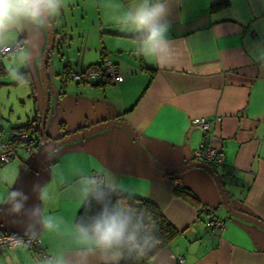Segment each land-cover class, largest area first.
<instances>
[{"label":"crops","instance_id":"crops-1","mask_svg":"<svg viewBox=\"0 0 264 264\" xmlns=\"http://www.w3.org/2000/svg\"><path fill=\"white\" fill-rule=\"evenodd\" d=\"M137 2L66 0L50 27L52 44L64 61V68L53 76L99 62L106 55L117 64L121 78L100 83L69 79L62 83L61 78L60 93L54 95L57 105H48L45 115L51 114L50 123L56 117L59 124L48 128L44 119V133L57 140L104 120L120 119L132 127L154 161L171 167L195 160L194 149L206 141L224 154L219 169L231 205L264 222V68L254 59L257 51L264 53V0H181L169 16L175 58L164 66L136 55L133 37L116 26V18ZM18 40L24 43L20 49L0 52V85L6 83L1 78L5 58H14L19 65L28 49L30 63L32 52L45 47V31L29 28L15 35L14 42ZM34 108L40 112L35 99ZM4 114L0 95L1 129L7 132L31 119L15 122L7 116L11 126L5 129ZM201 116L220 118L205 130L193 122ZM40 142L41 137L32 151L18 149L9 166H0V195L18 188L29 196L27 206H31L40 203L33 184L45 186L49 199L43 207L64 221L61 234H39L48 254L68 252L70 258L87 256L88 264H100L95 255L71 251L76 248L71 233L85 199L82 190L87 178L98 171L103 176L100 184L114 190V174L124 192L155 202L178 229L144 264H264L261 225L224 206L213 211L214 202L205 203L193 187L195 198L176 194L175 185L185 184L183 174L170 177L146 159L126 127L112 124L75 137L63 152L83 162L63 171H40L48 167ZM13 179L15 184L10 185ZM211 213L223 219V228H206L204 218ZM25 219L0 212V233H24L19 221ZM179 254L182 262L177 261ZM45 258L26 246L0 252V264H43Z\"/></svg>","mask_w":264,"mask_h":264},{"label":"clouds","instance_id":"clouds-1","mask_svg":"<svg viewBox=\"0 0 264 264\" xmlns=\"http://www.w3.org/2000/svg\"><path fill=\"white\" fill-rule=\"evenodd\" d=\"M181 0H138L133 6L116 18L115 23L123 33L130 34L135 41L134 52L149 61L162 66L171 64L175 52L169 40V16L172 7ZM66 6V0H0V49L7 50L14 42L17 33L31 28L39 30L52 27L61 10ZM254 59L264 68V53L257 51ZM13 78L20 79L21 75L15 70ZM46 155L58 153L55 143L43 146ZM114 190L124 191L121 183L112 174ZM15 184V179L9 181ZM33 193L40 203L27 206L29 196L18 188L0 195V212L9 216L24 217L19 222L24 224V233L34 237L41 233L61 234L64 221L50 214L43 207L49 199L45 186L33 184ZM92 196L102 207L99 212L83 218L74 224L71 233L76 248L71 251H84L98 257L100 264H119L125 257L139 264L147 258L159 244L153 228L146 222L145 214L127 197L118 196L111 200L109 195L100 187L94 177L87 178V186L82 190V196L87 199ZM37 228L40 230L37 231ZM43 264H88V257H71L68 252L49 255Z\"/></svg>","mask_w":264,"mask_h":264},{"label":"rangeland","instance_id":"rangeland-1","mask_svg":"<svg viewBox=\"0 0 264 264\" xmlns=\"http://www.w3.org/2000/svg\"><path fill=\"white\" fill-rule=\"evenodd\" d=\"M44 31L46 35L45 47L42 50L39 51L34 50L32 52V55L30 56V60H31L30 63H28L29 60L28 49H26L27 50V54L25 55L26 59L21 60L19 62V65H16V61H17L16 59L5 58L6 70L1 75V78L5 80L6 83L0 85V95H1L2 104L5 105V114L3 115V119H2V122L4 123L3 126H5V129H8L11 126V123H9V121L6 120L8 117L9 119L11 118L15 122H24L25 120H27V118H31L30 121L32 122V126L36 127L40 123L42 110L44 108H45L44 119L47 120L48 128L50 127L52 129H56L59 124V121L56 117H54L52 119V123H50L51 114L47 118L45 115L47 114L46 111L48 105L51 106V103L53 105H57V97L54 95L60 93L63 80L64 79L66 80V76L63 71H62L63 74L61 72L53 76L56 70L58 71L59 68L61 69L64 68L63 67L64 61L61 59L60 53L54 45L48 52L47 61L45 65V75H43L42 59L45 52V48L47 47V43H48L47 28H44ZM26 68L28 69V72L27 75H24L22 73V70ZM13 70H15L20 75L23 74L24 76H21L20 79L13 78L12 75ZM61 78H62V83H61ZM70 80H72L71 82L74 83L73 79H69L67 81ZM34 99L37 100V104L40 112L38 113L39 117L36 118L35 120H32L36 114L34 108ZM27 115L29 116L27 117ZM73 139H70L64 142L63 144L59 145L57 154L55 155L45 154V157L46 159L48 158V160L45 159L44 162H46L48 167L52 165L51 161L49 160H55L56 162L53 163L50 170L47 167V169L43 168L40 171H63L62 169L63 167H68L65 169H70L69 167L74 164L81 165L83 162V159L81 157L78 158H73L72 156L67 157L66 153L63 152L64 150L67 149L65 147H67L69 143H72L71 141H73ZM39 149L42 150L43 153H46V151H50V149L43 150L42 142H40ZM60 159L62 161L59 162ZM10 162L3 165V167L9 166ZM212 166L215 168L218 175L222 176L219 169L220 166L218 164H212ZM79 167L81 168V166ZM190 170L199 172L200 175L203 174L202 176L206 177L210 182H212L216 190L215 192L216 196L215 198L212 199L215 205L213 211L216 212L219 206H224L226 208V206L222 201V197L218 189V186L216 185V181L213 179L211 174L205 168L197 165H193L190 168H188L187 172H189Z\"/></svg>","mask_w":264,"mask_h":264},{"label":"built area","instance_id":"built-area-1","mask_svg":"<svg viewBox=\"0 0 264 264\" xmlns=\"http://www.w3.org/2000/svg\"><path fill=\"white\" fill-rule=\"evenodd\" d=\"M22 40H18L11 44L9 49H20L23 45ZM7 50L0 49L3 53ZM67 78L78 82H90L100 79H108L110 81H117L121 78V73L118 66L108 56L104 55L99 63H94L85 67L71 68L66 73ZM220 117H195L193 122L199 124L203 129L208 130L212 123L217 121ZM39 132L36 127L30 125L29 127H13L7 132L0 131V166L10 162L17 154L18 149L25 151H32L39 142ZM194 156L198 160H203L209 164H224V154L220 148L210 144L206 141L200 142L196 149H194ZM235 172V169H232ZM91 177H94L98 182L103 180V176L98 171H93ZM206 228L215 229L223 228V219L215 213H211L204 218ZM18 246H26L35 248L43 257H48V254L43 248L41 238L39 235L29 237L25 233L16 232H1L0 233V252L4 250L14 249ZM184 259L182 254L177 256V261L182 262Z\"/></svg>","mask_w":264,"mask_h":264},{"label":"water","instance_id":"water-1","mask_svg":"<svg viewBox=\"0 0 264 264\" xmlns=\"http://www.w3.org/2000/svg\"><path fill=\"white\" fill-rule=\"evenodd\" d=\"M47 30H48V44H47V47L45 49L43 59H42L43 75H45V65H46V61H47V56H48V52H49V50L52 46V42H53V36H52V32H51L50 27L47 28ZM44 114H45V108L42 110V114H41V118H40V126H39V134H40L43 146H45L46 144H50V143H55L56 145L59 146V145L63 144L64 142H66L70 139H73V138L79 137V136H83L86 133L91 132L95 129H98V128H101V127H104L107 125L120 124L129 130L136 147L138 148L140 153L146 159H148L149 161H151L155 165L161 167L164 171L169 172L170 177H173L174 173H183V175H182L183 182L185 184H187L188 186H191L194 189H196L197 192L199 193L201 199L205 203H210L212 201V199L214 198V194H215L214 188H213L212 182H210L206 177H204L200 174L194 173V172H187L188 168H190L193 165L201 166V167L205 168L211 174L213 179L216 181V185L218 186V189L220 191L222 201H223L224 205L226 206V208L228 209L229 212H231L235 215L241 216L243 218L255 221L256 223H258L259 225H261L264 228V222L261 221L259 218L255 217L251 214H247L243 211H240L231 205V203L228 200L226 191L224 189V185H223V181L221 179V176L218 175L215 168L211 164H209L203 160L195 159V160H191L187 163H184L182 165L173 166V167L162 165V164L154 161L150 157V155L140 145L139 140L137 139L136 133L132 129V127H130V125L128 123H126L125 121L120 120V119L104 120L102 122L96 123L94 125L86 127V128L79 130L77 132L71 133L67 136L61 137L57 140H51V139H48L46 134L44 133V129H43ZM43 150H46V149L43 148Z\"/></svg>","mask_w":264,"mask_h":264},{"label":"trees","instance_id":"trees-1","mask_svg":"<svg viewBox=\"0 0 264 264\" xmlns=\"http://www.w3.org/2000/svg\"><path fill=\"white\" fill-rule=\"evenodd\" d=\"M52 46H53V44H52ZM52 46H51V48H52ZM99 62H96V63H99ZM70 69L71 68L65 69V76H66L67 71ZM0 72H2L1 66H0ZM27 72H28L27 69L22 70V73L24 75H27ZM23 74L21 76H24ZM66 79H67V76H66ZM104 80H108V79L94 80V81H90V82L91 83H100V82H103ZM76 82H78V81H76ZM38 117H39V115L36 112L35 117L32 120H35ZM30 125H32V122L30 120H28L25 123L16 125L14 127H19V128L20 127H29ZM39 126H40V123L36 126V128L38 129ZM0 131H4V130L0 128ZM99 187L105 193H107L109 195V198L111 200H115L118 196L127 197V199L129 200L130 203L134 204V206H136L139 210H141L145 214L146 222L151 225V227L153 228V231H154V235L159 240L158 245L168 242L178 232V229L165 216V214L163 213L161 208L155 202L150 200L149 198L134 195V194L124 192V191L109 189V188L105 187L104 185L100 184V182H99ZM192 189L193 188L191 186H188L187 184H183V183L177 184L174 187V191L176 194H179L181 196H185L188 199H192L193 197L195 198L197 196L195 191H193ZM101 207H102V205L100 203H97L96 200H94L92 198V196L90 195L87 199H84L81 207L79 208L77 215H76V222L81 220L82 218L85 221H87L89 217L96 215L99 212ZM150 255L147 258H145L144 260L140 261L139 264L146 263L147 260L149 259ZM119 264H137V262H134L129 257H125L119 261Z\"/></svg>","mask_w":264,"mask_h":264},{"label":"flooded vegetation","instance_id":"flooded-vegetation-1","mask_svg":"<svg viewBox=\"0 0 264 264\" xmlns=\"http://www.w3.org/2000/svg\"><path fill=\"white\" fill-rule=\"evenodd\" d=\"M38 132H39V128H38ZM40 135V134H39Z\"/></svg>","mask_w":264,"mask_h":264}]
</instances>
